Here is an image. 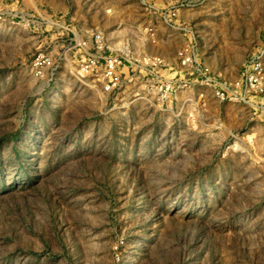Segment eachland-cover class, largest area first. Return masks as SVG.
<instances>
[{
  "label": "rangeland",
  "instance_id": "1",
  "mask_svg": "<svg viewBox=\"0 0 264 264\" xmlns=\"http://www.w3.org/2000/svg\"><path fill=\"white\" fill-rule=\"evenodd\" d=\"M0 10V264H264V0Z\"/></svg>",
  "mask_w": 264,
  "mask_h": 264
},
{
  "label": "built area",
  "instance_id": "2",
  "mask_svg": "<svg viewBox=\"0 0 264 264\" xmlns=\"http://www.w3.org/2000/svg\"><path fill=\"white\" fill-rule=\"evenodd\" d=\"M5 14L4 10H0V18ZM13 16L20 18V20H26L27 22H33V20L29 18H25L26 14H18L17 12H14ZM43 24V23H40ZM51 55L42 50H38L35 52L32 58V69L36 76H42L43 69L46 67L52 66V61L50 59Z\"/></svg>",
  "mask_w": 264,
  "mask_h": 264
}]
</instances>
